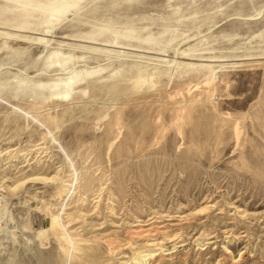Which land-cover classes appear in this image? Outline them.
<instances>
[{
	"label": "rangeland",
	"instance_id": "1",
	"mask_svg": "<svg viewBox=\"0 0 264 264\" xmlns=\"http://www.w3.org/2000/svg\"><path fill=\"white\" fill-rule=\"evenodd\" d=\"M137 251L264 264V0H0V264Z\"/></svg>",
	"mask_w": 264,
	"mask_h": 264
},
{
	"label": "bare ground",
	"instance_id": "2",
	"mask_svg": "<svg viewBox=\"0 0 264 264\" xmlns=\"http://www.w3.org/2000/svg\"><path fill=\"white\" fill-rule=\"evenodd\" d=\"M157 217V216H156ZM178 220V221H177ZM181 219L176 218L173 215H166L160 219L158 222H151V223H146L142 225L138 229V234L140 235V238L142 239H151L154 240L152 243L148 244L149 247H154L163 244L164 242L160 241L157 242V240L162 236L163 240H170L169 238V230L173 229L175 227H178L180 225L179 221ZM146 222V221H145ZM133 229V228H132ZM137 230V229H136ZM106 235V234H105ZM178 235V234H177ZM88 236V235H87ZM93 236V235H92ZM90 237V236H89ZM155 237V238H154ZM153 238V239H152ZM179 239V238H178ZM90 240V239H89ZM175 240L172 239L170 242H174ZM101 245V244H100ZM165 245V244H163ZM168 246V245H167ZM159 247V246H158ZM148 250V249H147ZM152 252V251H151ZM146 253L144 255H141V253H138L137 258H140V261L143 264H155L156 256L155 253ZM136 253V254H137ZM168 258V257H166ZM138 260H136L135 263H137ZM139 261V262H140ZM161 263V262H160ZM159 264V263H156Z\"/></svg>",
	"mask_w": 264,
	"mask_h": 264
}]
</instances>
